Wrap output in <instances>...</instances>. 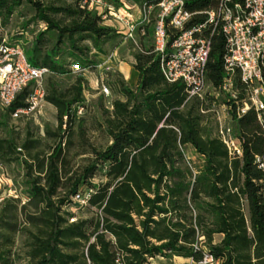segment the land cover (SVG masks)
I'll return each mask as SVG.
<instances>
[{
	"label": "trees",
	"instance_id": "obj_1",
	"mask_svg": "<svg viewBox=\"0 0 264 264\" xmlns=\"http://www.w3.org/2000/svg\"><path fill=\"white\" fill-rule=\"evenodd\" d=\"M61 1L62 6L0 0V26L23 4L45 24L25 55L31 65L50 72L44 101L55 109L56 120L54 130H45L53 140L45 154L32 152L37 140L27 138L19 145L14 138L0 140V163L19 161L17 149L28 158L21 160L27 200L19 205V200L7 198L0 206V264H12L11 247L20 232L26 237L28 264H149L157 257L197 264L205 257L212 264H264V173L254 161L264 152L261 126L253 110L237 119L231 116L243 147V156L235 160L211 128V106L223 99L227 77L223 35L209 37L205 94L185 102V86L163 78L158 55L152 52V29L141 24L134 33L136 48L131 44L136 84H113L122 99H113L110 110H103L95 129L108 141L97 147L86 138L82 122V72L65 86L58 79L72 72L65 57L83 71L91 69V51L117 44L125 34L106 24L112 19L102 20L101 14L87 10L83 0ZM131 1L156 9L157 0ZM107 2L116 9L125 7L119 0ZM184 2L190 12H203L215 9L219 0ZM203 20L196 15L192 22ZM48 35L53 37L50 47ZM232 81L240 100L244 85L237 76ZM29 92L26 87L0 111L7 116L25 108ZM78 107L83 108L81 115L76 114ZM187 147L201 158L198 167L185 157ZM72 148L87 155L82 165H69ZM76 195L85 204L75 202ZM67 207L85 208L90 216L76 219Z\"/></svg>",
	"mask_w": 264,
	"mask_h": 264
},
{
	"label": "built area",
	"instance_id": "obj_2",
	"mask_svg": "<svg viewBox=\"0 0 264 264\" xmlns=\"http://www.w3.org/2000/svg\"><path fill=\"white\" fill-rule=\"evenodd\" d=\"M82 4L87 10L101 14L102 20L112 19L124 25L125 37L135 42L133 35L138 27L131 22L129 11L116 9L107 0H83ZM155 8L152 52L158 55L163 78L169 83L181 82L185 86V102L201 99L205 94L209 37L214 32L223 35L227 77L222 86V97L228 105L212 110L214 134L231 160L240 159L243 156L242 140L233 131L231 116L237 119L253 110L264 137V0H219L215 9L203 12H190L184 0H157ZM141 12L140 25H146V16L151 14L152 7L144 4ZM196 15H203L204 20L193 23ZM71 71L83 72L76 64L71 66ZM49 73L46 68L31 65L20 45L1 40L0 109H8L23 89L30 87L26 107L15 109L10 115L14 119L40 115L45 96L42 81ZM234 76L244 85V97L240 100L233 88ZM101 94L107 96L108 88L102 85ZM82 111L83 108L78 107L76 114L81 115ZM254 161L264 173V152L255 155ZM73 200L85 204V198L78 195ZM200 264H212V259L205 257Z\"/></svg>",
	"mask_w": 264,
	"mask_h": 264
},
{
	"label": "rangeland",
	"instance_id": "obj_3",
	"mask_svg": "<svg viewBox=\"0 0 264 264\" xmlns=\"http://www.w3.org/2000/svg\"><path fill=\"white\" fill-rule=\"evenodd\" d=\"M55 4V6H62L61 0H44L45 5ZM125 7L126 11H129L132 15L131 22L137 27L140 26L142 21V12L140 13V7L134 4L131 0H119ZM68 3V2H67ZM156 12L153 11L151 14L146 16V25L149 29H152V22L154 20ZM149 21V22H147ZM108 25L115 27L124 34L127 33L126 27L119 24L114 20L107 21ZM45 24L41 21L34 19L33 10L23 4L21 7L16 9L14 14L10 17L8 22L0 26V37L1 40L5 39L7 42L12 44L20 45L24 51L30 48L36 35L44 30ZM134 36V35H133ZM49 41V47L53 43V37L48 35L46 37ZM134 41L137 40L134 36ZM124 42V43H122ZM135 42L131 39L124 38L122 41L114 43H106L101 47L100 52L93 50L90 53V57L94 60V67L86 69L80 75L86 82V90L84 92L85 102V113L83 114V126L86 129V138L90 143L97 147H103L108 139L103 135L102 131L95 129L96 124L102 121L103 110H110V103L113 99L122 97L117 94L113 84L116 81H121L126 84L129 88H134L135 80L132 75L131 62L133 64V52L131 44ZM88 44V43H86ZM116 44V45H115ZM65 63L67 69L70 70L69 64L73 63V58L65 57ZM77 73L70 72L69 75L60 77L58 82L65 86L70 83ZM47 75L43 81V87L45 90V84ZM108 88L109 94L104 96L101 94V86ZM224 100H218L217 104L212 105L213 109H220ZM45 101L42 103L40 109V115L34 117H22L14 119L11 115L5 116L4 112L0 111V140H7L14 138L16 143L19 145L27 138L31 140H37L38 144L33 153L41 151V154L48 152V148L53 145V140L45 135V130H54L56 128L55 115H53V109H49ZM232 125V124H231ZM213 127V135L215 132L214 120L211 123ZM76 139V138H75ZM74 139V140H75ZM19 148V147H18ZM78 149H71L69 154V165L78 166L82 165L83 159L87 155H77ZM25 152L19 149L16 150L15 158L18 157L19 161H15L10 164L0 163V206L4 199L13 198L19 200V205H22L27 200L26 195V176L25 169L21 165V160H28ZM185 157L191 162L192 167H198L201 164V158H199L193 150L189 147L185 148ZM67 211L74 214L77 218H87L90 216V212L85 208L67 207ZM219 240L218 237L215 239ZM26 237L23 233H18L13 239L11 247L10 259L12 264H28L27 248L25 247ZM149 264H197L192 262L190 259L183 258H161L157 257L149 260Z\"/></svg>",
	"mask_w": 264,
	"mask_h": 264
},
{
	"label": "crops",
	"instance_id": "obj_4",
	"mask_svg": "<svg viewBox=\"0 0 264 264\" xmlns=\"http://www.w3.org/2000/svg\"><path fill=\"white\" fill-rule=\"evenodd\" d=\"M122 43H124V42H122ZM94 52L96 51V50H93ZM97 51L98 52H100V51H102L101 50V48H99V49H97ZM131 64V69H132V75H133V78H134V80H135V84H136V81H137V72L134 70V68L132 67V62L130 63ZM44 104H46V106H48L49 107V109H53V115H55V109L51 106V105H49V104H47L46 102L44 103ZM215 135V134H214ZM179 258V257H178ZM184 259V258H183Z\"/></svg>",
	"mask_w": 264,
	"mask_h": 264
}]
</instances>
